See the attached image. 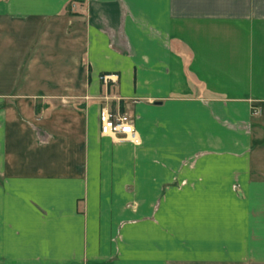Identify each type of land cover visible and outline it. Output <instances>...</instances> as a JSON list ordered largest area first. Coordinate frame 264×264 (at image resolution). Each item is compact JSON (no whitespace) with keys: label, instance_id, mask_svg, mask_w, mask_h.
Segmentation results:
<instances>
[{"label":"crops","instance_id":"crops-1","mask_svg":"<svg viewBox=\"0 0 264 264\" xmlns=\"http://www.w3.org/2000/svg\"><path fill=\"white\" fill-rule=\"evenodd\" d=\"M0 264H264V0H0Z\"/></svg>","mask_w":264,"mask_h":264},{"label":"built area","instance_id":"built-area-1","mask_svg":"<svg viewBox=\"0 0 264 264\" xmlns=\"http://www.w3.org/2000/svg\"><path fill=\"white\" fill-rule=\"evenodd\" d=\"M100 80L104 84H108L109 81L116 82L109 76H102ZM252 108L254 115H257L259 108ZM98 123L101 136L110 137L118 142L128 141L135 145L139 144V138L134 129V120L129 114L103 107L98 113Z\"/></svg>","mask_w":264,"mask_h":264}]
</instances>
